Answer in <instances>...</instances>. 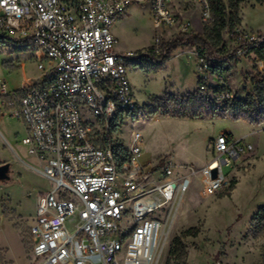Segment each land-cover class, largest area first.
<instances>
[{
	"label": "built area",
	"instance_id": "obj_1",
	"mask_svg": "<svg viewBox=\"0 0 264 264\" xmlns=\"http://www.w3.org/2000/svg\"><path fill=\"white\" fill-rule=\"evenodd\" d=\"M146 1L156 55L164 51L163 35L169 41L191 32V6H198L205 26L213 22L210 0ZM131 2L0 0V36L26 42L38 70L19 91L8 92L5 84L0 88V115L23 123L21 144L51 183L37 195L28 228L35 264H162L167 228L192 179L200 177L204 197L227 190L231 172L254 150L245 138L221 132L211 141L210 159L195 169L170 159L139 162L143 139L138 131L128 146L109 138L123 117L139 114L127 70L141 57L117 52L112 33ZM232 34L235 43L245 44L238 55L261 40L239 27ZM210 59L196 49L199 92L226 88L223 76L211 73ZM216 96L220 101L233 97L228 89Z\"/></svg>",
	"mask_w": 264,
	"mask_h": 264
},
{
	"label": "rangeland",
	"instance_id": "obj_2",
	"mask_svg": "<svg viewBox=\"0 0 264 264\" xmlns=\"http://www.w3.org/2000/svg\"><path fill=\"white\" fill-rule=\"evenodd\" d=\"M148 9V1L132 0L127 16L114 28L116 51L145 52L151 47L155 31ZM189 10L191 32L202 34L205 25L198 6H191ZM236 27L247 33L263 34L264 0H241ZM232 32L230 27L222 32L225 48L236 44ZM161 40L168 39L163 35ZM14 41L6 37L0 41V88L5 84L8 92L19 91L26 80L38 74L29 52L27 55L17 53ZM195 53L194 47L179 48L173 59L158 71L144 72L138 66H129L127 77L139 114L136 118L123 117L115 129L110 130L109 138L128 146L132 132L138 131L143 139L139 162L150 160L152 164H159L170 159L178 166L191 165L198 169L210 159L209 146L217 134L231 130L232 138L240 139L249 131L245 141L251 143L254 150L231 172L233 190L229 191V187L214 196L204 197L200 177L192 179L167 228L162 264H175L174 261L167 263L172 240L190 228H198L199 233L181 239L186 252L185 264H264L263 232L255 234L251 223L256 210L264 206V123L252 126L229 117L189 119L150 115L160 99L197 94ZM224 68L222 76L234 98L253 94L252 82L263 69L253 54L245 53L229 55ZM200 94L216 106L222 105L211 91ZM84 115L94 120L89 114ZM25 135L20 120L0 115V165L7 163L10 167L8 181L0 182V264H35L28 228L36 215L37 195L51 188V183L39 174L35 158L21 144ZM228 171L231 167H224V172Z\"/></svg>",
	"mask_w": 264,
	"mask_h": 264
},
{
	"label": "trees",
	"instance_id": "obj_3",
	"mask_svg": "<svg viewBox=\"0 0 264 264\" xmlns=\"http://www.w3.org/2000/svg\"><path fill=\"white\" fill-rule=\"evenodd\" d=\"M241 0H210L213 22L204 27L202 34L178 35L171 40L163 42L161 45L163 52L156 55L153 48H148L145 52L136 51L141 57L136 64L142 71H158L167 62L173 59L174 52L181 46L194 47L201 53L209 54L212 59L208 60L212 74L222 76L225 73V64L228 56H236L238 49H244L245 44L238 42L234 46L225 48L222 32L230 27L232 32L238 22V7ZM226 9L229 12H226ZM261 40L253 48L245 51V54H253L256 59L263 63V69L258 72V76L253 80V94H247L244 98H234L222 101L221 106H216L208 97L202 96L197 90V94L190 96H179L176 99H160L157 106L150 115L158 114L162 116H171L178 118L200 119L206 118H224L229 117L232 120H242L245 123L258 126L264 123V33L260 34ZM5 40L0 36V41ZM17 45V53H27L28 44L23 41H14ZM218 46H220L218 48ZM215 95L226 91L221 86H215L208 91ZM173 113V114H172ZM234 182H231L229 191L233 190ZM227 193L226 195H228ZM251 223L255 229V234L262 231L264 237V206H260L251 218ZM199 233L198 228H190L182 232L180 236L172 240L171 247L168 250L167 263L174 261L175 264H185L186 252L181 242L182 237H195ZM264 263V245L262 247Z\"/></svg>",
	"mask_w": 264,
	"mask_h": 264
},
{
	"label": "crops",
	"instance_id": "obj_4",
	"mask_svg": "<svg viewBox=\"0 0 264 264\" xmlns=\"http://www.w3.org/2000/svg\"><path fill=\"white\" fill-rule=\"evenodd\" d=\"M148 10H149V15H150V7H149ZM125 15L127 16V14L125 13L123 16H121V17L115 22V24H114L113 27H112V33H113V35L115 36L116 39H117V37H116V35L114 34V28H115V25H116L117 22H119L120 20L124 19V17H126ZM150 18H151V15H150ZM117 52H118V51H117ZM22 55H27V53L22 54ZM31 80H33V79L26 80V82L24 83V85L30 83ZM24 85H23V86H24ZM23 86H22V87H23ZM226 132H228V133L230 134V136L233 137V132H232L231 130H230V131L228 130V131H226ZM248 133H249V131H248L246 134H248ZM246 134H244L243 136H241V138H245ZM141 154H142V153H141ZM147 162H151V161H150V160H149V161H144L143 163H147ZM240 165H241V164H240ZM240 165H239V166H240ZM239 166H238V167H239ZM238 167H237V169H238ZM232 177H233V175H232Z\"/></svg>",
	"mask_w": 264,
	"mask_h": 264
},
{
	"label": "water",
	"instance_id": "obj_5",
	"mask_svg": "<svg viewBox=\"0 0 264 264\" xmlns=\"http://www.w3.org/2000/svg\"><path fill=\"white\" fill-rule=\"evenodd\" d=\"M9 164H1L0 165V182H4V181H8L9 179ZM215 176V174L213 173V177Z\"/></svg>",
	"mask_w": 264,
	"mask_h": 264
},
{
	"label": "bare ground",
	"instance_id": "obj_6",
	"mask_svg": "<svg viewBox=\"0 0 264 264\" xmlns=\"http://www.w3.org/2000/svg\"><path fill=\"white\" fill-rule=\"evenodd\" d=\"M169 232V231H168Z\"/></svg>",
	"mask_w": 264,
	"mask_h": 264
}]
</instances>
